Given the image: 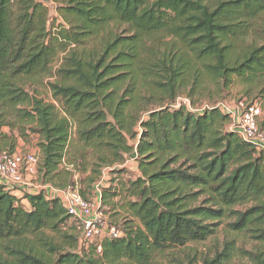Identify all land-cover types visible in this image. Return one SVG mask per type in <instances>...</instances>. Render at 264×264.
I'll return each mask as SVG.
<instances>
[{"label":"trees","instance_id":"trees-1","mask_svg":"<svg viewBox=\"0 0 264 264\" xmlns=\"http://www.w3.org/2000/svg\"><path fill=\"white\" fill-rule=\"evenodd\" d=\"M37 76L52 79L49 101L26 91ZM235 79L262 84L264 96V0H0V130L38 137L40 183L66 189L72 173L62 162L78 170L88 152L92 185L127 157L136 155L138 173L122 185L138 224L125 223L100 253L66 231L58 199L0 184V264H49L42 249L54 264H158L175 249L168 264H197L180 249L222 225V250L202 264H264L263 152L229 131L219 108L173 107L182 93L193 107L205 83L222 91ZM70 147L78 163L66 159ZM113 188L103 189L104 203L120 195ZM247 238L257 245L244 248Z\"/></svg>","mask_w":264,"mask_h":264},{"label":"built area","instance_id":"built-area-1","mask_svg":"<svg viewBox=\"0 0 264 264\" xmlns=\"http://www.w3.org/2000/svg\"><path fill=\"white\" fill-rule=\"evenodd\" d=\"M179 106H183L197 114L203 113L204 110L219 108L223 113L229 115L230 125L228 130L237 133L244 142L261 150L264 154V133L258 125L260 109L256 105L239 103L235 109L228 108L223 104L193 108L189 100L177 99L173 107L177 108ZM135 160L136 155L127 157L120 165L102 169L100 179L92 185L93 198L86 199L82 197L76 181L66 189H58L48 184L39 183L37 180L38 155L27 154L21 156L3 151L0 153V184L9 190L15 191L17 196L23 194L35 195L44 192L48 199H58L75 227L80 246L88 248L93 245L100 253L101 244L104 240L119 239L123 235L121 228L110 222L109 210L102 199L103 189L106 188L107 175L110 171L117 169H135L132 167ZM61 168L72 173L75 178L77 172L73 166L67 165L63 161Z\"/></svg>","mask_w":264,"mask_h":264},{"label":"rangeland","instance_id":"rangeland-1","mask_svg":"<svg viewBox=\"0 0 264 264\" xmlns=\"http://www.w3.org/2000/svg\"><path fill=\"white\" fill-rule=\"evenodd\" d=\"M52 10V9H51ZM50 10V13H51ZM56 26V22H51L49 26V33L50 38H53V28ZM64 56V52H58L56 55L54 61L52 62L51 66L52 68H57L61 62L62 57ZM52 79H48L47 77L37 76L31 79L27 85H26V91L32 95H37L38 97L44 99V101H49L50 94L47 88V84ZM220 85H214V84H208L205 83L204 86H201L200 93L195 95L192 100L195 101L193 104V108H202L204 106H212L216 104L225 105L228 108L235 109L238 107L239 103H244L245 105H256L260 109V117L258 119V125L261 130V128L264 125V96L262 94V84L255 85L253 87H246L244 83H242L239 80H234V82L229 86L227 89H223L222 91L219 90ZM190 87H188L189 89ZM194 91V90H193ZM195 92V91H194ZM181 99H187L189 100L190 104L192 105L191 99H189L186 96V93H182L179 98ZM264 128V127H263ZM263 133L264 131L261 130ZM28 136L26 137H20L18 131L15 129L13 132L10 131L9 128H2L0 130V153L3 151L9 152V145L15 144L13 152L19 154L21 156L27 155V154H33L37 155L39 150L37 147L38 143V137L27 132ZM74 133L71 135V144L76 145L74 140ZM3 135L8 139H4ZM7 142L8 147H4L3 144ZM87 158L81 162L80 165H78V170L76 169L77 174H72V183L74 181L77 182V185L80 189V192L83 193L84 197L86 199L93 198V191L91 189L92 183L95 181V179L98 177H94L93 181H90V177L92 175L91 172V166L92 163L95 162L93 157L91 156V153H87ZM78 163L80 161L79 156L75 153V151L72 149V147L68 150V155L66 156V159L71 161L72 159ZM102 168V167H101ZM100 168V169H101ZM134 168V166H133ZM138 173L129 172L126 171L121 175H119V178L115 177V175H107V182L106 187H109L110 184L113 185V189L115 191H119L120 195L117 196L115 199L108 198L105 201V205L107 206L109 210V220L112 224H115L119 226L120 228L124 227L125 223L133 221L131 216H129V213L126 211L125 208V199H124V192L122 191V185H125L128 181H133L137 178ZM111 179H115L113 183L109 184V181ZM38 182L40 183L41 179L37 178ZM119 180V181H118ZM72 223V222H70ZM137 222L133 221V226H137ZM66 231L69 233H72L73 235H76L75 227L72 224H68V227L65 228ZM224 226H220L219 232L213 236L212 238L208 239L207 241L199 244H188L183 250L185 253L189 255L190 258L194 259V262L197 264H202L203 258H209L212 256L213 252L220 251L223 248V244L226 240V235L224 234ZM55 243V245L63 246L62 239L59 236L50 235L47 234ZM241 242L240 238H236L235 243ZM89 244V243H88ZM254 245H257V241L252 239H245L242 243V246L244 248H251ZM63 250L67 249H62ZM179 249H175L172 251H167L165 256H155V261L158 264H168L167 260L170 258V255H176L177 257L180 256V253H178ZM42 252L49 258L50 263L54 264V259L56 255L54 253H50L49 250L42 249ZM181 259H184L181 258ZM237 262V261H236Z\"/></svg>","mask_w":264,"mask_h":264},{"label":"crops","instance_id":"crops-1","mask_svg":"<svg viewBox=\"0 0 264 264\" xmlns=\"http://www.w3.org/2000/svg\"><path fill=\"white\" fill-rule=\"evenodd\" d=\"M135 165V164H134ZM134 165H132V167L134 166ZM131 167V168H132ZM129 172H133L134 171V173L136 172V170L135 169H130V170H128ZM119 181V180H118ZM105 187H106V185H105Z\"/></svg>","mask_w":264,"mask_h":264},{"label":"water","instance_id":"water-1","mask_svg":"<svg viewBox=\"0 0 264 264\" xmlns=\"http://www.w3.org/2000/svg\"><path fill=\"white\" fill-rule=\"evenodd\" d=\"M39 1H41V2H43L45 4H48L49 3V0H39Z\"/></svg>","mask_w":264,"mask_h":264}]
</instances>
